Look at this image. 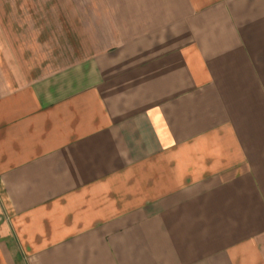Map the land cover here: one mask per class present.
<instances>
[{
  "label": "crops",
  "instance_id": "0c3cea01",
  "mask_svg": "<svg viewBox=\"0 0 264 264\" xmlns=\"http://www.w3.org/2000/svg\"><path fill=\"white\" fill-rule=\"evenodd\" d=\"M34 5L0 0V264H264V0Z\"/></svg>",
  "mask_w": 264,
  "mask_h": 264
},
{
  "label": "rangeland",
  "instance_id": "374dc122",
  "mask_svg": "<svg viewBox=\"0 0 264 264\" xmlns=\"http://www.w3.org/2000/svg\"><path fill=\"white\" fill-rule=\"evenodd\" d=\"M43 0H34V20L37 22V19L40 21V14L42 13L41 11V4ZM47 1V0H46ZM92 1V2H91ZM75 3H81L82 6L81 8L83 9L82 13L87 15L90 7V4H93V0H49V8L54 9L55 13H57V9L59 10L65 8L67 14H74V10L79 9V6H74ZM39 4V6H38ZM93 7V5H92ZM54 13V14H55Z\"/></svg>",
  "mask_w": 264,
  "mask_h": 264
}]
</instances>
